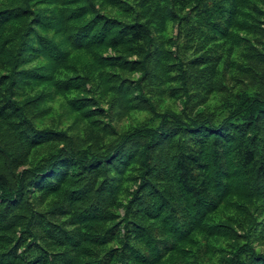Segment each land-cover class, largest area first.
Here are the masks:
<instances>
[{"label":"trees","instance_id":"obj_1","mask_svg":"<svg viewBox=\"0 0 264 264\" xmlns=\"http://www.w3.org/2000/svg\"><path fill=\"white\" fill-rule=\"evenodd\" d=\"M262 239L264 0H0V264H264Z\"/></svg>","mask_w":264,"mask_h":264},{"label":"rangeland","instance_id":"obj_2","mask_svg":"<svg viewBox=\"0 0 264 264\" xmlns=\"http://www.w3.org/2000/svg\"><path fill=\"white\" fill-rule=\"evenodd\" d=\"M168 32H171V28L168 29ZM108 53H112L111 51H108ZM131 77H138L137 74H132L129 75ZM49 105L51 107L50 112L45 116L46 120L43 121H47V119L49 117H55L57 120H55V123L57 126H59L60 128H71L73 132L77 131V128L74 127L73 124V120L75 117V113L64 103L63 99L60 96H56L52 101L49 102ZM102 108H107L109 111V105L102 103L100 105ZM163 107L168 106V107H175V105H173L171 102H169L168 100H166L165 102H163ZM111 113L114 114L111 110V112L109 111L108 114H106L103 119H105L106 121L109 120V115L111 116ZM141 114H138L137 116H140ZM128 121H132V119L130 118H125L122 121H119L117 124V126L120 128L123 126V124L127 123ZM47 123V122H46ZM255 246L259 247L260 250H264V239L260 240L258 244H254Z\"/></svg>","mask_w":264,"mask_h":264}]
</instances>
